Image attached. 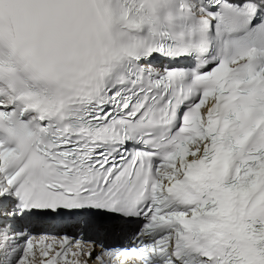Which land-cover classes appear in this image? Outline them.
Instances as JSON below:
<instances>
[{
  "label": "snow or ice",
  "instance_id": "obj_1",
  "mask_svg": "<svg viewBox=\"0 0 264 264\" xmlns=\"http://www.w3.org/2000/svg\"><path fill=\"white\" fill-rule=\"evenodd\" d=\"M0 264H264V0H0Z\"/></svg>",
  "mask_w": 264,
  "mask_h": 264
}]
</instances>
